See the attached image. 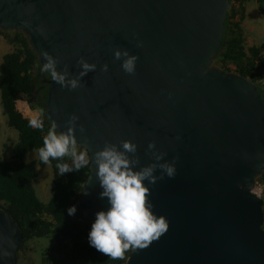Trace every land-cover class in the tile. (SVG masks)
Returning a JSON list of instances; mask_svg holds the SVG:
<instances>
[{"label":"water","instance_id":"water-1","mask_svg":"<svg viewBox=\"0 0 264 264\" xmlns=\"http://www.w3.org/2000/svg\"><path fill=\"white\" fill-rule=\"evenodd\" d=\"M230 0H0V30L22 32L39 64L48 53L73 77L79 60L96 64L74 90L51 79L46 117L89 156L80 209L94 221L108 208L94 153L123 140L147 145L175 164L148 184L152 211L168 229L126 264H264L262 200L253 189L264 170V100L253 83L214 63ZM115 49L136 54L124 72ZM107 64L108 70H102ZM81 126L83 131H81ZM158 177L161 170L155 173ZM87 193V194H85ZM18 223L0 208V264H16Z\"/></svg>","mask_w":264,"mask_h":264},{"label":"trees","instance_id":"trees-1","mask_svg":"<svg viewBox=\"0 0 264 264\" xmlns=\"http://www.w3.org/2000/svg\"><path fill=\"white\" fill-rule=\"evenodd\" d=\"M257 1L259 12L264 14V0ZM246 2L230 0V10L225 16L214 63L225 73H235L251 81L264 100V44L245 45L242 22ZM0 34L13 46L3 55L0 63L2 110L7 126L18 132V140L11 147V158L6 160L0 155V208L20 226L23 234L21 250L32 238L51 236L53 242L42 251L39 264H126L133 250L126 252L122 260H112L89 245L88 232L93 221L83 215L79 203L81 185L89 173V164L79 171L59 175L57 165L71 164V158L66 156L62 160H51L48 164L54 170L52 194L46 202L37 196L33 186L37 177L36 165L45 164L41 162L39 154L37 159L30 162L24 161V156L32 150L38 153L52 126L46 117L51 76L41 71L37 54L27 36L18 31L0 30ZM23 102L31 110L37 111V117L44 124L42 130L30 125L32 118L25 116L19 107ZM8 148V144H4V149ZM77 149L78 152H87L79 145ZM256 182L263 185L260 198L264 215V170ZM71 205L77 207L75 215L67 212Z\"/></svg>","mask_w":264,"mask_h":264},{"label":"clouds","instance_id":"clouds-1","mask_svg":"<svg viewBox=\"0 0 264 264\" xmlns=\"http://www.w3.org/2000/svg\"><path fill=\"white\" fill-rule=\"evenodd\" d=\"M113 54L115 59L121 60L124 72H135L138 60L136 54H130L127 49H115ZM43 55L45 62L41 71L50 74L54 82L70 90L78 88L81 78L95 71L97 67L96 64L81 58V70L73 77L67 69L58 70V62L54 57L46 52ZM102 70L106 72L108 65H103ZM77 120L75 115L70 117L66 132L58 131L53 124L44 138L43 147L38 150L39 158L44 164L51 160H62L66 156L71 158V164L57 165L59 175L79 171L89 164L88 153L78 152L77 149L73 132ZM30 125L41 130L44 128L39 117L30 120ZM147 148L152 154L153 162L140 167H137L138 146L129 140H123L119 145L106 143L94 153L96 176L102 189L99 195L102 199L107 198L108 208L96 212L88 232V242L112 260H122L129 250L147 247L165 233L169 226L165 217L152 211L153 205L147 196L150 189L145 181L155 184L164 174L169 178L174 177L175 164L163 159L164 154L155 150V142L150 141ZM158 168L161 170L159 177L155 174ZM76 211V205L67 209L69 215H75Z\"/></svg>","mask_w":264,"mask_h":264},{"label":"rangeland","instance_id":"rangeland-1","mask_svg":"<svg viewBox=\"0 0 264 264\" xmlns=\"http://www.w3.org/2000/svg\"><path fill=\"white\" fill-rule=\"evenodd\" d=\"M242 29L244 31L246 47L264 44V14H261L258 10L257 0H247L245 3V18L242 22ZM2 39L4 38L0 34V63L3 55L13 49L10 43L3 42ZM22 110L26 113L33 111L26 102L22 103ZM35 112L38 114L37 111ZM17 140V130L8 127L6 124V117L3 114L0 97V155L4 159L9 160L11 158V147ZM5 143L11 145V147L9 146L8 149H4L3 145ZM37 158V151L32 150L24 156V161L30 162ZM36 170L37 177L33 181V186L39 199L46 202L52 194L51 187L54 170L50 164H45L44 166L36 165ZM259 185L263 188L262 184ZM52 242L51 236L32 238L24 250L20 249V252L17 254L16 264H39L42 251L44 248L51 246Z\"/></svg>","mask_w":264,"mask_h":264},{"label":"crops","instance_id":"crops-1","mask_svg":"<svg viewBox=\"0 0 264 264\" xmlns=\"http://www.w3.org/2000/svg\"><path fill=\"white\" fill-rule=\"evenodd\" d=\"M2 41L4 42V41H6V40H4V39H2ZM7 42V41H6ZM20 109L22 110V103L20 104ZM23 111V110H22ZM24 113V115L25 116H27V117H30V118H32V119H34V118H36L37 117V115L38 114H36V112H35V110H33L32 112L30 111V112H23ZM5 144H7V143H5ZM4 146V145H3ZM8 146H10L11 147V145H9L8 144Z\"/></svg>","mask_w":264,"mask_h":264},{"label":"built area","instance_id":"built-area-1","mask_svg":"<svg viewBox=\"0 0 264 264\" xmlns=\"http://www.w3.org/2000/svg\"><path fill=\"white\" fill-rule=\"evenodd\" d=\"M262 190H263V188L257 183V185H255V187L253 189V192L255 195L260 197L262 194Z\"/></svg>","mask_w":264,"mask_h":264}]
</instances>
